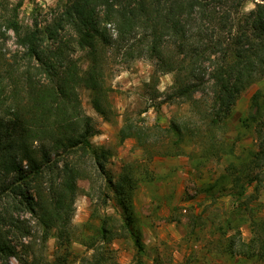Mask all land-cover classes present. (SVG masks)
Instances as JSON below:
<instances>
[{
  "label": "trees",
  "instance_id": "obj_1",
  "mask_svg": "<svg viewBox=\"0 0 264 264\" xmlns=\"http://www.w3.org/2000/svg\"><path fill=\"white\" fill-rule=\"evenodd\" d=\"M246 1L66 0L42 27L21 25L15 9L0 3V264H9L11 257L20 264H41L30 239L44 243L50 230L59 239L74 238L71 218L80 180L89 182L90 219L99 221L95 233L84 236L106 244L132 236L142 250L131 197L151 176L136 159L112 178L105 165L110 150L91 141L94 125L82 109L79 89H87L94 111L110 119L113 66L153 60L157 71L173 74L165 100L187 103L192 114L172 118L167 127L125 119L119 141L135 138L149 159L182 151L187 143H199L204 152L221 145L215 130L242 91L264 79V0H250L249 9ZM9 30L14 48L6 46ZM250 108L257 148L247 161L230 162L227 172L238 199L247 185L260 184L264 170V88L253 94ZM154 133L157 142L167 137L171 145L148 150ZM111 196L124 211L119 223L99 212L97 200L103 205ZM252 222L253 236L240 249L263 259V221ZM83 243L99 264L95 238Z\"/></svg>",
  "mask_w": 264,
  "mask_h": 264
},
{
  "label": "rangeland",
  "instance_id": "obj_2",
  "mask_svg": "<svg viewBox=\"0 0 264 264\" xmlns=\"http://www.w3.org/2000/svg\"><path fill=\"white\" fill-rule=\"evenodd\" d=\"M65 2L0 0L15 9L18 22L25 27L49 24ZM251 7L253 2L247 0L245 8ZM5 42L9 48L15 47L12 31H8ZM113 68L112 118L104 119L94 111L87 89L80 88L79 97L83 111L93 121L91 141L110 150L105 165L112 178L117 180L122 165L136 159L151 176L138 183L131 197L133 225L142 250L137 251L132 236L116 237L107 244L101 243L99 237L84 236L94 234L99 221L90 219L92 204L85 194L89 182L80 180L71 218L74 238L59 239L54 230H50L44 243L39 237H32L36 258L41 264H95L92 248L83 243L92 237L94 252L101 256L99 264H264V258L240 249L253 236L252 220L263 221L264 226V170L259 175L260 184L256 185V180L247 185L239 199L227 177L230 162L247 161L250 152L257 148L249 118L250 104L253 94L264 88V79L242 91L227 121L215 130L221 145L204 152L199 143H187L182 144V151L149 159V153L137 145L135 138L119 141L118 130L125 119L148 128L167 127L172 118L179 120L192 112L187 103L165 100L173 74L157 71L153 60L138 58ZM171 142L167 137L157 142L154 133L148 139V150L161 144L168 147ZM171 147L174 151L178 145ZM97 203L100 213L111 214L117 223L123 220L124 211L113 196L103 205L99 200ZM23 216L33 222L29 213ZM80 233L83 235L78 236ZM8 262L20 264L12 257Z\"/></svg>",
  "mask_w": 264,
  "mask_h": 264
}]
</instances>
